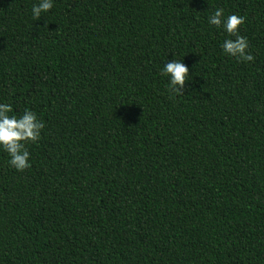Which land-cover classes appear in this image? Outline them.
I'll return each instance as SVG.
<instances>
[{"label": "trees", "instance_id": "1", "mask_svg": "<svg viewBox=\"0 0 264 264\" xmlns=\"http://www.w3.org/2000/svg\"><path fill=\"white\" fill-rule=\"evenodd\" d=\"M35 2L0 0V100L44 124L28 168L0 151V264H264V0Z\"/></svg>", "mask_w": 264, "mask_h": 264}, {"label": "clouds", "instance_id": "2", "mask_svg": "<svg viewBox=\"0 0 264 264\" xmlns=\"http://www.w3.org/2000/svg\"><path fill=\"white\" fill-rule=\"evenodd\" d=\"M53 3L54 0H36L30 9L33 20L48 13ZM206 21L224 33V39L219 44L223 54L241 62L253 59L251 53L246 51L247 38L239 35L238 26L243 24V16L234 13L225 15L222 8H215L206 15ZM160 72L167 78L168 90L173 94L183 95L185 82L191 79L188 78V67L182 60L173 58L167 61ZM43 127V121L38 119L34 111L26 108L17 115L12 111L10 103L0 100V151L7 153L8 164L12 168L23 171L30 166L26 145L39 140Z\"/></svg>", "mask_w": 264, "mask_h": 264}]
</instances>
